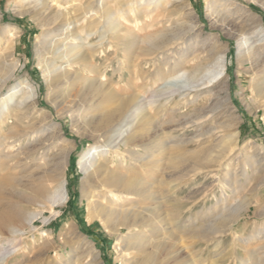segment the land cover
I'll list each match as a JSON object with an SVG mask.
<instances>
[{
    "label": "bare ground",
    "instance_id": "obj_1",
    "mask_svg": "<svg viewBox=\"0 0 264 264\" xmlns=\"http://www.w3.org/2000/svg\"><path fill=\"white\" fill-rule=\"evenodd\" d=\"M205 1L212 5L211 11L218 20L220 15L212 4L215 0ZM14 2L19 8L33 4L24 11L39 16L42 39L36 49L38 64L44 72L49 94L55 95L53 106L63 105L64 114H68L75 126L91 131L90 137L96 140V145L77 162L82 174L86 217L88 222H98L115 237L116 259L121 264H187L190 247L185 246L182 239L197 237L190 231L185 233V228L195 222L190 221L189 215L184 221L187 225L182 222L181 217L190 208L178 194L182 186L198 176L214 178V187H220L221 201L216 198L214 207L225 206L219 210L223 209L224 213L218 215L228 230L241 217V212L252 208L264 211L259 204L264 178L254 187L245 189L259 164L239 147L238 132L233 131L232 123L211 124L228 111L229 97L222 96L223 91H228L225 56L215 51V41L213 44L208 38H201L195 25L175 23L173 18L178 14L174 9L169 10L170 0ZM222 2L235 5L232 0ZM184 7L188 9L187 4ZM221 24L233 29L239 51L244 50L239 64L256 65L264 48L259 50L256 42L250 43L249 28L225 17ZM9 28L0 30V194L3 196L0 237L7 234L21 240L32 232L34 220L43 207L48 205L52 211L67 203L65 172L70 150L65 151L58 162L51 156L47 158L43 154L42 157V152L25 151L23 143L29 145L31 137L37 138L47 131L48 118L39 111L37 93L27 81H20L2 93L18 67V62H9L17 36V30L10 33ZM98 34L99 43L91 44ZM105 38L107 41L103 44ZM59 45L63 50L56 54L61 48ZM110 50L112 57L109 58ZM118 53L122 57L118 60L119 68L114 71L119 72L123 67L132 80L124 97L115 88L117 83L113 82V77L107 78L105 70ZM99 57L104 61V69L98 65ZM252 72L259 81L254 89L260 97L264 95V63ZM218 87L221 89L217 90ZM17 91H24V95L15 102L12 98ZM202 98L210 101V105H202L199 101ZM259 107L264 110V102ZM182 108L186 110L181 111ZM10 114L18 126L6 132ZM188 134L190 137H181ZM215 135H219L220 140L208 153L181 151L190 145L201 151L203 144L213 140ZM174 148L180 151L169 153ZM111 154L118 158L116 162L109 161ZM188 157L193 158L192 166L172 177L168 170L175 167L174 162ZM124 159L130 162L129 166ZM234 160V170L230 171ZM226 190L234 196L244 192L243 198L234 206L229 205V209ZM166 203H170L168 209L163 208ZM161 208L168 210L165 216L159 213ZM172 227L180 235L174 236ZM221 233L211 231L199 242L212 243L218 248ZM203 244L198 247V253L203 251ZM217 251L214 258L220 257ZM46 253L47 250H43V264H61L60 255L50 258ZM247 257L250 261L243 258L240 264L248 261L264 264V252L252 251ZM8 259L0 257V264Z\"/></svg>",
    "mask_w": 264,
    "mask_h": 264
},
{
    "label": "rangeland",
    "instance_id": "obj_2",
    "mask_svg": "<svg viewBox=\"0 0 264 264\" xmlns=\"http://www.w3.org/2000/svg\"><path fill=\"white\" fill-rule=\"evenodd\" d=\"M232 2L235 5L233 3L223 4L222 0H215L212 3L220 15L218 20L215 17L216 13L211 11L212 5L207 4L205 0H186L185 3L170 0L169 10L174 9L175 13L178 14L173 18L176 24L195 25L201 38H208L211 43L215 41V51L225 56V87L228 91H223L222 96L229 97L228 111L223 114L222 118H215L210 123L212 125L221 121L228 124L232 123L233 131L238 132L239 147H243V153L253 156V162L259 164L255 174H253L254 177L252 175L248 182L249 185L245 184L246 189L254 187L264 178V110L259 107L264 102V95L256 96L254 88L259 81L254 79L252 72L263 65L264 50L261 51L257 66L248 62L239 64V57L244 53V50L239 51L235 32L233 29L224 27L221 20L225 17L226 20L242 23L248 27L249 33H251L250 43L256 42L255 47L261 50L262 47L264 48V0H232ZM185 4L188 5V9L184 7ZM32 6L33 4H29L25 7L30 8ZM25 7H22L23 9L17 7L14 0H0V30L6 31V27H10V33L17 30V36L14 40L15 49L12 60L9 62H18L14 78L3 88L2 93H6L11 86L20 81H27L28 85L36 91L38 109L44 117L48 118L46 121L47 131L37 138L31 137L30 144L23 143V146L26 147L25 151L42 152V157L43 154L47 158L51 156L50 158L56 162L60 161V157L65 151L70 150L65 172L69 199L67 203L59 208H54L52 211L48 205L43 207L34 220L32 232L22 236L21 240L3 234L0 237V257H9L5 264H43L42 254L43 250L46 249L47 257L52 258L54 255H60L61 264H121L116 259L115 237L111 236L98 222H88L86 217V199L81 192L82 174L77 167V162L89 148L96 145V140L90 137L91 131L78 129L75 126L72 119L67 116L68 114H64L66 111L63 110V105H58L57 108L53 106L55 95L49 94L44 72L38 64L36 49L42 39V29L38 22L39 16L25 12ZM215 20L217 21L215 22ZM8 38L7 35L6 39ZM100 39V34L94 36L91 44H98ZM106 41L105 38L103 44ZM59 46L61 48L56 51V54L63 50L62 45ZM107 57H112L111 50L107 53ZM121 57V53L114 55L105 70L107 78L113 77V82L117 83L114 84L115 88L119 95L124 97L129 92L128 87L132 80L131 74L126 72L123 67L120 68L119 72H115L119 68L118 60ZM103 62V59L99 57L98 65L101 68L104 66ZM114 72L115 74H113ZM220 89L221 87L217 88V90ZM23 95L24 91H17L12 100L18 102ZM199 101L202 105H210V101H206V99L202 98ZM185 110L186 108L181 109V111ZM13 120V114L8 115L5 125L6 132L14 129V127L17 128L15 126L17 125L16 121ZM181 137H190V134L181 135ZM219 140L220 136L215 135L213 140L203 144L205 147L201 151L193 145L187 146L185 149L181 148V151H196L198 155H202L201 152L208 153L207 151L212 150ZM40 142L44 144L42 143L41 146L39 145ZM178 149L169 150V153L176 154L180 151V148ZM137 151L140 152L141 150L137 149ZM71 160H74V167L71 165ZM117 160L118 158L114 154L109 157L111 162ZM239 161L242 165V159ZM124 162L127 166L130 165L128 160L124 159ZM163 162L167 163V160H163ZM193 162L192 157L182 161L176 160L174 163L177 164L168 172L172 177H177L182 174L184 169L190 168ZM235 163V160L230 163V171L234 170ZM214 184V178L198 176L193 182L182 186L178 194V198L187 201L185 204L190 208L181 217L182 222L186 220V215H189L191 222H195L185 228V233L190 231L194 235L193 237H197L196 239H182V243L190 247V257H193L192 259L187 257L186 262L187 264H240L243 258L250 261V258L247 257L249 252L256 251L258 254L264 252V248H259L260 246L264 247V211H257L252 208L251 211L241 212V217L236 221L233 228L228 230L224 226L225 221L219 217L221 213H224L225 206L214 207L216 198L221 201L220 187H214ZM250 184L253 185L250 186ZM160 188L159 191L162 190V187ZM242 193L244 192L234 196L230 190H226V207L228 208L231 204L234 206L237 200L243 198L244 194ZM262 193L259 204L264 207V191ZM246 195H250V191ZM2 197L0 194V200ZM169 204L166 203L164 206L167 208L164 206L163 208L168 209ZM163 208L160 209L159 213L162 212L161 215L165 216L164 212L167 213L168 210L164 211ZM221 208H223V212L222 210L219 211ZM185 224L187 225V223ZM172 231L174 236L180 235L173 227ZM211 231L223 232L218 237V248H214L212 243L211 245L210 243L199 242L201 237H207ZM41 233H43V237H41ZM122 233H125V230ZM44 234L48 235L44 237ZM35 239L36 243L34 242ZM46 240L48 241L46 242ZM202 244L204 246L203 251L198 253V247ZM44 245L45 247H43ZM216 250H218L217 253H220V257L214 258ZM94 258L96 259L94 260ZM133 259L134 256H132L131 261ZM249 261L246 264H250Z\"/></svg>",
    "mask_w": 264,
    "mask_h": 264
},
{
    "label": "trees",
    "instance_id": "obj_3",
    "mask_svg": "<svg viewBox=\"0 0 264 264\" xmlns=\"http://www.w3.org/2000/svg\"><path fill=\"white\" fill-rule=\"evenodd\" d=\"M71 165L74 167V160H71Z\"/></svg>",
    "mask_w": 264,
    "mask_h": 264
}]
</instances>
